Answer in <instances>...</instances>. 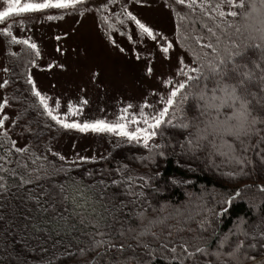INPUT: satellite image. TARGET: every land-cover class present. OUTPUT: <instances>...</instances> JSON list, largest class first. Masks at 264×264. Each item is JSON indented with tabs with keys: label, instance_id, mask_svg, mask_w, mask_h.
Segmentation results:
<instances>
[{
	"label": "snow or ice",
	"instance_id": "snow-or-ice-1",
	"mask_svg": "<svg viewBox=\"0 0 264 264\" xmlns=\"http://www.w3.org/2000/svg\"><path fill=\"white\" fill-rule=\"evenodd\" d=\"M132 2L133 0H128V3ZM134 2L143 4L144 0ZM4 3L6 7L0 10V21L27 13H42L48 9H75L78 6L82 7L85 0H4ZM118 3L124 16V19L120 20L121 26L127 22L134 24L139 30L137 39L133 42L152 41L164 58L169 59L168 54L174 42L138 19L123 0H107L106 3L100 4V8L107 11L111 5ZM163 6L169 8L178 20L175 35L182 47L188 45L192 59L186 62L183 55L179 56L175 75L171 78H159L165 94L159 95L156 92L151 94L158 97L156 103L160 105L159 108L145 102L140 106L138 116L127 114L125 109L112 123L102 119L83 123L69 121V116L77 115L79 112L72 102H68L67 111L61 118L59 99L55 101V108L51 107L49 97L43 95L29 77L31 92L38 98L44 114L64 129H76L81 133H114L126 138L127 141L142 143L145 148H148L149 141L163 135L164 126L183 130L187 135L181 146L193 153L199 150L226 155L235 153L237 146L243 147L246 152L245 141L253 137H257L259 143H264V0H164ZM178 7L183 10V14L177 11ZM197 10L201 17H207L212 21V26L207 23L200 26L205 29L203 32H198L194 27L193 16ZM55 18L47 17L49 20ZM106 20L107 17H101L102 22ZM190 20H193V23L188 24L187 30H184L185 22ZM2 31L6 36H11L8 29ZM129 39L132 37L129 36ZM11 40L13 43L28 44L33 50L37 47L35 44H29L27 40L17 41L15 36H11ZM120 50L124 51L123 48ZM48 67L51 68L52 65ZM146 71L149 76L153 73L151 66L147 67ZM175 77L181 79L175 80ZM7 83L8 81H4L0 87ZM7 105L8 100L4 99L0 102V110ZM146 108H152L153 111L146 113L144 111ZM8 119V116L0 111V129H3L0 131V148L7 146L5 156L14 149V152L24 159L31 160L33 165L37 161L47 162L43 154L30 152L28 146H16V140L10 138L5 123ZM11 124L16 125L17 121L12 120ZM28 131L30 129L25 128L20 135L23 136L24 132ZM53 155L59 156L60 160L65 159L59 153ZM79 159L83 161L89 158L81 156ZM18 166L28 173L29 178L25 179L24 175H20L16 186L25 188L26 185L32 184L40 188L39 192L35 188H25L26 199L33 202V207L28 209L29 214L23 216L25 229L31 228L35 232L45 233L48 239L52 238L53 233L60 234L57 229L70 234L76 230L78 224L92 229L91 232L81 233L88 237L89 244L87 248L78 249L81 259L76 260L75 264H92V253L103 256L104 264H144L143 259H137L135 255L123 256L125 249L132 247L127 242L128 239L135 241L146 255H151L148 250L153 246L170 253L171 261H176L177 264H239L237 254L241 251L243 241H228L226 236L220 244L223 247L228 243L230 250L222 252L217 249L209 252L205 247L207 239L199 233L189 239L181 238L178 244L174 242L170 239L174 231L194 230L167 224L164 218L158 220L145 211L144 205H141V211L134 217L130 213L126 215L124 210L129 204L134 205L140 200L146 203L143 191L132 190L134 178L128 174L126 164L117 168L116 173L123 174L127 181L131 182L128 184H125L123 179L110 177L107 181L101 178L98 183L91 185L76 181L67 184L52 183L47 189L39 186L38 181L41 178L39 175L32 177L33 173L41 171L43 164L35 168H30L26 163ZM0 171L7 174L9 170L0 168ZM11 172L13 176L17 175L15 170ZM45 176L47 177V173ZM140 179L143 180V177ZM121 188L125 189L126 196H133L135 199L128 201L120 199ZM8 190L5 176H0V194ZM260 191L264 192V186H260ZM239 194L240 190L237 189L236 195ZM33 212L36 215H32ZM0 221H4L3 215H0ZM210 223L209 221L208 226ZM157 227L160 228V232L153 230ZM165 227L169 229L166 233ZM198 227L207 230L205 221L199 222ZM243 234L248 236L247 232ZM258 234L264 240V231ZM148 237L151 239H147ZM261 246L264 247V243ZM113 250L120 255L115 258L109 256ZM64 255L73 254L65 251ZM246 259L254 261L255 264H264V259L257 260L255 255L246 254ZM40 264L50 262L41 258Z\"/></svg>",
	"mask_w": 264,
	"mask_h": 264
},
{
	"label": "trees",
	"instance_id": "trees-1",
	"mask_svg": "<svg viewBox=\"0 0 264 264\" xmlns=\"http://www.w3.org/2000/svg\"><path fill=\"white\" fill-rule=\"evenodd\" d=\"M93 1L101 11V0ZM177 11L183 14L179 7ZM193 20L198 32L205 31L200 27L204 23L212 26V21L201 17L198 10ZM193 20L186 21L183 29L187 30L188 24L193 23ZM184 48L192 58L187 44ZM35 53L26 52L12 58L6 79L8 83L4 87L10 92L8 105L18 111L14 132L21 133L25 128L30 129L24 132L30 138L29 151L37 155L43 154L47 162L37 161L33 165L31 160L24 159L14 149L5 156L7 146L0 148V157H5L0 159V168L9 170L7 174L0 171V176H5L9 186L6 193L0 194V215L4 216V221H0V264H40L41 258L50 264H75L76 260L81 259L78 249L87 248L89 244L88 237L81 233L92 231L90 227L78 224L76 230L70 234L57 229L60 234L53 233L52 238L48 239L45 233L35 232L31 228L25 229L23 216L28 215V209L33 207V202L26 199L25 188H35L37 192L40 188L32 184L25 188L16 186L20 175H24L25 179L29 178L28 173L18 166L22 163L29 164L30 168L43 164L41 171L33 173L32 177L39 175V186L45 189L52 183L67 184L76 181L91 185L98 183L101 178L107 181L110 177L123 179L128 184L131 182L123 174L116 173L117 168L126 164L128 174L134 178L132 190L143 191L146 196V203L140 200L134 205L129 204L124 210L126 215L130 213L134 217L141 211V205H144L145 211L158 220L164 218L167 224L194 230L174 231L170 239L177 244L181 238L189 239L199 233L207 239L205 247L209 252L217 249L223 252L230 250L228 243L223 247L220 244L227 236L228 241L244 242L237 254L239 264H255L254 261L246 259V254L255 255L257 260L264 259V247L261 246L264 240L258 234L264 231V192L260 191V186H264V143H259L258 138L253 137L245 141L246 152L243 147L237 146L235 153L226 155L199 150L193 153L181 146L187 135L183 130L164 126L163 135H158V141L149 144L148 148L142 143L124 138L108 154L94 159L66 161L60 160L58 156H49L47 149L50 145L63 132H70L71 129H64L51 121L44 114L38 98L31 92L32 85L28 83V78L31 77L30 66L35 59ZM9 136L15 140L13 133L9 132ZM16 146L20 147L17 143ZM11 170H15L17 175L13 176ZM237 189L240 190L239 195H236ZM120 192V199H135L133 196H126L124 188ZM32 215L36 213L33 212ZM201 221H205L206 231L198 227ZM153 230L160 232L159 227ZM167 231L169 229L165 227L164 233ZM127 242L132 247L125 249L123 256L135 255L137 259H143L144 264H177L176 261H171L170 253L159 248L150 247L148 251L151 255H146L135 241L128 239ZM65 251L73 255H64ZM177 252L179 253V248ZM108 255L115 258L120 254L113 250ZM91 260L92 264H104V257L96 256L95 253L91 254Z\"/></svg>",
	"mask_w": 264,
	"mask_h": 264
},
{
	"label": "rangeland",
	"instance_id": "rangeland-1",
	"mask_svg": "<svg viewBox=\"0 0 264 264\" xmlns=\"http://www.w3.org/2000/svg\"><path fill=\"white\" fill-rule=\"evenodd\" d=\"M106 2L99 1L100 4ZM123 2L138 19L174 42L169 59L164 58L152 41L133 42L139 30L127 22L121 26L120 20L124 16L119 3L111 5L107 11H100L93 0H85L82 9L81 6L65 10L48 9L0 21V84L7 79L12 58L35 51L39 55L35 53L30 66L31 79L36 88L49 97L51 107L55 108V101L59 99L61 118L69 101L79 112L69 116L68 120L81 123L97 119L112 123L125 109L127 114L138 116L140 106L145 102L159 108L156 103L158 97L151 95L153 92L165 94L159 78L175 75L179 56L183 55L186 62L192 58L175 35L178 20L169 8L163 6L164 0H144L143 4H136L134 0L132 3L128 0ZM4 7V0H0V10ZM48 16L56 18L49 20ZM102 16L107 17L105 22L101 21ZM5 28L17 41L27 40L29 44H35L36 49H31L28 44L13 43L11 36L3 33ZM49 65L52 67L49 68ZM149 66L153 69L151 76L146 71ZM179 79L181 77H175V80ZM4 86L0 87V102L10 99V92ZM0 111L8 116L5 123L17 145L28 146L29 136L14 132V125L11 124L12 120H16L18 111L9 105ZM144 111L151 113L153 109L146 108ZM123 139L114 133H81L71 129L70 132H63L50 145L48 155L59 153L66 161L77 160L81 156L102 157ZM157 141L156 137L149 144Z\"/></svg>",
	"mask_w": 264,
	"mask_h": 264
}]
</instances>
